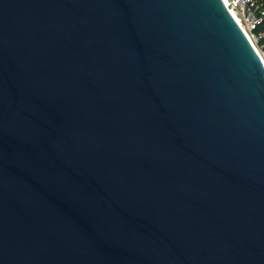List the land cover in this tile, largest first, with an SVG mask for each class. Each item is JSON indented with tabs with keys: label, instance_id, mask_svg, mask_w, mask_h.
I'll use <instances>...</instances> for the list:
<instances>
[{
	"label": "water",
	"instance_id": "95a60500",
	"mask_svg": "<svg viewBox=\"0 0 264 264\" xmlns=\"http://www.w3.org/2000/svg\"><path fill=\"white\" fill-rule=\"evenodd\" d=\"M0 264H264V61L224 0H0Z\"/></svg>",
	"mask_w": 264,
	"mask_h": 264
},
{
	"label": "built area",
	"instance_id": "2783aa9c",
	"mask_svg": "<svg viewBox=\"0 0 264 264\" xmlns=\"http://www.w3.org/2000/svg\"><path fill=\"white\" fill-rule=\"evenodd\" d=\"M264 61V0H224Z\"/></svg>",
	"mask_w": 264,
	"mask_h": 264
}]
</instances>
